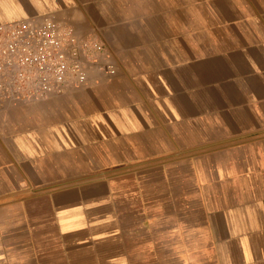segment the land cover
<instances>
[{
	"label": "crops",
	"instance_id": "obj_1",
	"mask_svg": "<svg viewBox=\"0 0 264 264\" xmlns=\"http://www.w3.org/2000/svg\"><path fill=\"white\" fill-rule=\"evenodd\" d=\"M115 74L0 108V264H264V0H0Z\"/></svg>",
	"mask_w": 264,
	"mask_h": 264
},
{
	"label": "built area",
	"instance_id": "obj_2",
	"mask_svg": "<svg viewBox=\"0 0 264 264\" xmlns=\"http://www.w3.org/2000/svg\"><path fill=\"white\" fill-rule=\"evenodd\" d=\"M105 45L53 17L0 24V108L33 103L115 74Z\"/></svg>",
	"mask_w": 264,
	"mask_h": 264
}]
</instances>
